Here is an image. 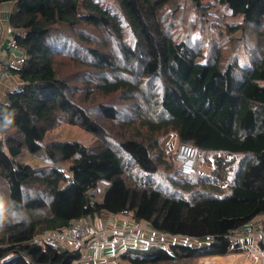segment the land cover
I'll return each mask as SVG.
<instances>
[{
    "label": "trees",
    "instance_id": "trees-1",
    "mask_svg": "<svg viewBox=\"0 0 264 264\" xmlns=\"http://www.w3.org/2000/svg\"><path fill=\"white\" fill-rule=\"evenodd\" d=\"M117 1L135 45L124 37L119 17L95 0H0L14 4L9 23L27 56L22 67L13 69L19 86L0 101V123L7 130L5 138L0 135V180L8 205L28 214L19 219L0 215V264H74L82 257L80 247L34 238L104 211L126 210L157 232L187 239L141 253L129 251L126 264L187 263L227 254L231 235L264 215V44L250 63L225 64L219 50L202 62L201 49L172 33L178 0ZM191 3L207 14L203 0ZM227 3L246 25L260 27L259 40L264 37V0ZM168 7L171 22L165 23ZM64 28H80L78 34L88 44L89 60L83 48L73 55L90 67L85 76L69 79L56 68L55 56L70 54ZM87 29L103 31V39L90 38ZM82 81V91L91 84L100 94L117 93L133 101L137 113L122 115L115 103L100 102L99 116L92 115L90 107L74 99ZM59 112L97 140L46 141ZM170 131L201 152L242 154L228 185L221 188L218 178L200 173L184 175L167 161L159 138ZM23 148L47 155L51 165L20 162ZM64 163H69V175ZM172 165L175 170L165 174L166 183L156 184L153 176ZM133 166L141 175L134 174ZM102 180L109 186L98 200L93 190Z\"/></svg>",
    "mask_w": 264,
    "mask_h": 264
},
{
    "label": "rangeland",
    "instance_id": "rangeland-1",
    "mask_svg": "<svg viewBox=\"0 0 264 264\" xmlns=\"http://www.w3.org/2000/svg\"><path fill=\"white\" fill-rule=\"evenodd\" d=\"M95 1H97L103 8L109 10L111 13L119 17L121 24L123 25L125 34L124 37L130 44L135 45V37L128 26L119 2L117 0ZM203 3L208 8L206 15H201L191 3V0H178V15L175 17V20L173 19L171 25L172 33L176 36L177 40H187L192 46L198 47L203 51V56L199 57L200 61L204 62L206 59L213 58V56L217 53V50H219V53L225 64L231 61L243 65L250 63L252 56L260 55L263 48L262 45L264 44V37L259 40L257 36V30H259L257 28L260 27H257L254 24L246 25L241 15H233L231 9L228 6L227 0H203ZM166 12L168 15L166 14L167 22L165 20V23H169L171 22V7H168ZM241 23L245 24L244 27H241L235 31H231L230 27L233 25H239ZM261 27V30L264 32V23ZM79 30L80 28H64L61 31L64 37H66L65 39L68 41L67 43L69 47L67 51H69L70 54L63 53L57 54L55 56V65L60 76L67 77L69 79H73V75H78L79 73L85 76V73L90 69V67L81 65L80 62L73 59V55H75L77 48H83L84 53H86V60L90 59V55L85 50L88 49V44L79 36ZM86 31H88V36L90 38H99L98 40L100 41L103 39V35L101 34L103 31L101 30L91 29V31H89V29H87ZM109 43L111 44L110 41ZM90 76L91 74H88L85 79H89ZM17 77L18 76H12L3 81L0 87V100L5 97V94L9 89H12L17 85L19 78ZM155 83L158 85L157 82ZM77 85L78 88L73 93L74 99L78 101L83 107H90V111L94 116H99L97 106L100 102L115 103L122 112V115H134L137 113L133 101H126L122 97H120V99L117 93L111 95L100 94L90 87L91 84H89V86H85V91H82L81 89H83V81ZM145 87L147 88V86ZM146 90H148V88ZM6 131L7 130L4 129L0 123V135H2L4 138ZM50 140H78L84 144H92L97 140V138L92 133L81 128L79 125L70 123L65 112H59L56 125L48 132L46 137V141ZM159 143L163 150L165 159H167L169 162H172V164L174 163L175 167H178L174 161V153L178 144L180 143L177 132L170 131L167 134L160 136ZM242 156V154L228 153L223 151H202L198 162L199 172L200 174L209 178H218L215 183L221 188H225L228 185L229 179L234 177ZM18 159L20 162L32 165L34 167H44L51 165L47 155L43 153L32 154L27 148L22 149ZM68 165L69 163H64L61 167L69 175ZM174 165H172L170 168H160L159 172L153 176L154 182L156 184H160L161 182L166 183L165 174H169L170 172L174 171ZM133 172L136 175H141L142 173V171L136 166H133ZM106 189V183L104 181L100 182L98 187L93 190L95 198L101 200ZM0 215L7 219H19L28 216L26 212L19 211L13 206L8 205L7 188L6 186L4 187V182L2 180H0ZM91 219L93 221V218ZM86 220L90 224L91 232L93 233L95 229H93L91 220ZM262 222H264V217L259 219L257 218L252 222V226L257 228ZM149 227L150 226L144 222L142 225H138L136 229H142L144 232L147 231L145 235L150 237L151 242L148 244L151 246L147 245L142 248L138 247L136 249L132 247L133 245L130 247L128 246L126 252H124V255H127L129 251L133 252L137 250L138 253H141V251H147L150 247L157 246L156 243L163 244V246H169V243L174 241L173 239L166 237L160 239L159 237L163 235L160 236V234L148 232ZM241 235L244 234H242V231L240 230L237 232L235 231L231 235L233 245L225 255L205 256L194 259L187 263L184 261H179L177 263L161 262L158 264H182V262H184V264H264V252L263 257L257 256L261 251L260 246L256 245L258 243H255L257 240L253 241L251 238H249V240L252 241L249 247L243 246L240 248L236 244L238 237ZM83 239L80 242H82ZM182 240L187 241L186 238H182ZM130 241L131 240H129L128 244L131 243ZM252 249H254V253H249ZM121 255L122 254L118 255V264L128 263V260L124 259Z\"/></svg>",
    "mask_w": 264,
    "mask_h": 264
},
{
    "label": "crops",
    "instance_id": "crops-1",
    "mask_svg": "<svg viewBox=\"0 0 264 264\" xmlns=\"http://www.w3.org/2000/svg\"><path fill=\"white\" fill-rule=\"evenodd\" d=\"M13 8H14V4L12 2H1L0 3V38H1L2 32H3L2 30L9 23L10 14H11ZM2 38H3V36H2ZM8 42H9L8 38H6L5 40L0 39V55L4 58H6L7 55L10 53ZM13 76L16 77L17 75L14 74ZM2 83L3 82L0 83V87H1ZM19 84H20V79L18 78L17 85L14 88L9 89V90L15 89L16 87L19 86ZM102 181H104L106 183L107 187L109 186L108 181H106V180H102ZM102 181H100V182H102ZM105 191H104V194H105ZM262 217H264V215L256 217L254 219V221L257 218L259 219ZM83 219H90L91 223L93 225V229H95V230L93 233L91 231L87 232L85 234L82 242L74 243L70 238H61V239L55 238L54 239V242H56L57 244L62 245L64 247H68L71 249H74L77 247L81 248L82 257L79 261L75 262L74 264H95V263L96 264H118V255L122 254L121 256L124 258V252H126L128 246L130 247L133 245L132 247L134 249H136L138 247L142 248V247L147 246V245L151 246L150 244H144L140 241H137L136 243H134V241H132L131 239L128 238L127 234L121 238H115L114 237V230L120 229V228H125L127 226H129V227L133 226V229H134V232L136 233V235L141 236V237H147L150 240V237L145 235L147 233V231L144 232L142 229H136V227L138 225H142L144 222L134 221L132 219L131 215H127L125 213L114 214V213L104 211L101 216L93 218V221L91 218H83ZM77 221L78 220H76L74 222V224ZM252 225H253V223H252ZM248 227H250V226H248ZM64 228L67 229V227H64ZM246 228H244V229L241 228V229L236 230V232L240 230V231H242V234H244V235H241L238 237L240 243L237 242V244L239 245L240 248H242L243 246L249 247L252 243V241L249 240L248 236L245 233ZM103 229L107 230L108 234L106 236L97 235V231L103 230ZM53 231L54 230L47 231L45 234H41V235L53 234L54 233ZM148 232H151L153 234H160V236L163 235V236L159 237L160 239L164 238V237L171 238L174 241L181 239V237H178V236L173 237L171 235L162 234L160 232L153 230L151 227L148 228ZM184 238H186V237H184ZM128 239L131 240L130 241L132 243V244L130 243L131 245L128 244L129 243ZM261 240L262 239H257L256 243H258V245H259L262 242ZM174 241H172V242H174ZM189 241H190V239H189ZM156 245L161 246L163 244H157L156 243ZM261 250H263V249L261 248ZM263 252H264V250H263Z\"/></svg>",
    "mask_w": 264,
    "mask_h": 264
},
{
    "label": "built area",
    "instance_id": "built-area-1",
    "mask_svg": "<svg viewBox=\"0 0 264 264\" xmlns=\"http://www.w3.org/2000/svg\"><path fill=\"white\" fill-rule=\"evenodd\" d=\"M2 31L1 32H2L3 38L1 36L0 39L5 40L6 38H8V41H9L8 46L10 49V53L7 55L6 58L0 55V83L12 77L14 75L13 69L22 67L25 64L26 59H27L26 53L23 50V48L20 46V43L17 39V30L10 23H8ZM200 154H201V150L196 145L185 143V142H180L174 153V161L176 162L179 171L182 174L188 175V176H194V175L199 174L200 172H199L198 162H199ZM123 213L127 215H131V213L127 210L124 211ZM90 231H91L90 224L87 222V220L79 219L75 224L71 225L67 229L66 228L56 229L53 231L54 232L53 234H49L45 236L38 235L34 238V241L52 242L54 241L55 238H59V239L70 238L74 243H78L84 238L85 234ZM245 233L248 236V238H251L253 241L257 239H262L261 241H264V222L260 223L257 228L253 226L246 228ZM107 234H108V231L105 229L97 231V235L99 236H106ZM126 234H128L129 239L134 241V243H136L137 241H140L144 244H148L150 242V240L147 237H141V236L136 235V233L134 232L133 226L131 227L127 226L125 228L114 230L115 238H121L125 236ZM211 239H212V236H209V235L206 236L207 241ZM236 242L240 243L239 239H237ZM232 245H233V240L231 239L230 247ZM256 245L260 246L258 244ZM252 250L249 253H254V249ZM260 250H257V251H260ZM257 256L263 257V250H261Z\"/></svg>",
    "mask_w": 264,
    "mask_h": 264
},
{
    "label": "water",
    "instance_id": "water-1",
    "mask_svg": "<svg viewBox=\"0 0 264 264\" xmlns=\"http://www.w3.org/2000/svg\"><path fill=\"white\" fill-rule=\"evenodd\" d=\"M259 245L264 250V241H262Z\"/></svg>",
    "mask_w": 264,
    "mask_h": 264
}]
</instances>
